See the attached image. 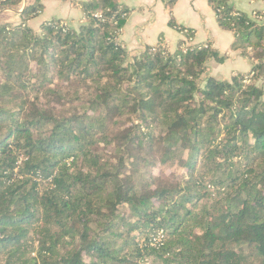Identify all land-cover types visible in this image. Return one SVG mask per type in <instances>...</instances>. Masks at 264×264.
Masks as SVG:
<instances>
[{
	"label": "trees",
	"instance_id": "obj_1",
	"mask_svg": "<svg viewBox=\"0 0 264 264\" xmlns=\"http://www.w3.org/2000/svg\"><path fill=\"white\" fill-rule=\"evenodd\" d=\"M207 1L249 72L205 78L227 55L173 15L130 54L121 0L0 17V264H264V8Z\"/></svg>",
	"mask_w": 264,
	"mask_h": 264
},
{
	"label": "crops",
	"instance_id": "obj_2",
	"mask_svg": "<svg viewBox=\"0 0 264 264\" xmlns=\"http://www.w3.org/2000/svg\"><path fill=\"white\" fill-rule=\"evenodd\" d=\"M36 0H23L16 7H8L0 11L5 21L17 24L21 20L23 10ZM43 12L29 20V26L40 32L43 23L60 19L64 23L78 26L84 22V14L80 2L84 0H39ZM237 8L251 13L253 9L264 8V0H232ZM168 0H121L130 9L121 40L130 54L142 52L147 46H155L165 39L171 50L177 48L181 41H186L184 33L169 25L171 15L175 21L194 32L191 44L210 42L212 47L227 55L224 62L210 60L206 77L230 80L237 72H249L251 61L238 51L231 50L233 34L222 30L216 21V13L207 0H177L170 9ZM188 44V43H187Z\"/></svg>",
	"mask_w": 264,
	"mask_h": 264
},
{
	"label": "built area",
	"instance_id": "obj_3",
	"mask_svg": "<svg viewBox=\"0 0 264 264\" xmlns=\"http://www.w3.org/2000/svg\"><path fill=\"white\" fill-rule=\"evenodd\" d=\"M95 16H100V14L96 13ZM192 40H193L192 38L189 39L190 42H192ZM163 237H164V236H163V233L161 232L160 235H159L158 237H155V238L153 239L152 244H158L159 242H161V241L163 240Z\"/></svg>",
	"mask_w": 264,
	"mask_h": 264
},
{
	"label": "rangeland",
	"instance_id": "obj_4",
	"mask_svg": "<svg viewBox=\"0 0 264 264\" xmlns=\"http://www.w3.org/2000/svg\"><path fill=\"white\" fill-rule=\"evenodd\" d=\"M0 17L2 18V20H4V21H5V19H6V18H4V17H2V16H0ZM75 27H76V26H75Z\"/></svg>",
	"mask_w": 264,
	"mask_h": 264
}]
</instances>
